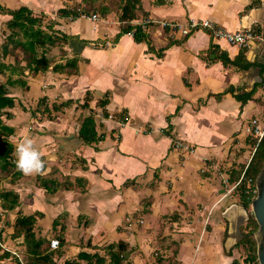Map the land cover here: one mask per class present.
<instances>
[{"label":"crops","instance_id":"0c3cea01","mask_svg":"<svg viewBox=\"0 0 264 264\" xmlns=\"http://www.w3.org/2000/svg\"><path fill=\"white\" fill-rule=\"evenodd\" d=\"M62 2L0 0L9 9L26 6L34 16L48 14L57 22L71 19L73 37L63 47L68 50L66 58L53 63L51 75L59 79L63 73L53 66L77 57L82 74L80 81L69 83L67 93L78 97L84 89L89 107L91 94L97 103L107 97V112H124L128 123L97 122L104 138L92 145L78 138L84 117L93 113L78 123L69 117L60 123L57 117L52 121L59 122L55 129H27L44 169L23 174V185L16 188L20 205L14 210L5 213L0 200V216L9 220L0 223L2 243L24 255V236H14L13 223L19 214H41L37 235L50 242L61 240L58 248H51L56 251L55 264L77 259L81 251L105 255L104 247L120 240L129 249L123 264H247L239 242L251 209L241 202L237 187L231 188L237 183L232 181L234 171L251 156L245 127L253 119L264 120V45L254 42L246 49V59L254 63L249 68L225 66L221 60H206L211 45L232 59L242 47L201 29L184 36L158 22H141L209 19L236 31L264 24V1L141 0L132 24L143 26L146 39L124 34L108 47L94 45L99 40L92 39L114 41L122 28L121 17L109 16L93 30L82 17H58ZM11 18L0 13V24L8 31L5 38L11 33L7 26ZM28 84L30 91L39 89L33 79ZM254 89L252 99L243 102ZM15 110L16 106L11 109ZM67 114L73 117L71 111ZM177 139L191 145L194 153L175 149ZM41 177L57 179L63 187L48 191ZM0 264L18 263L12 255ZM104 264H111L110 259Z\"/></svg>","mask_w":264,"mask_h":264},{"label":"trees","instance_id":"16d2710c","mask_svg":"<svg viewBox=\"0 0 264 264\" xmlns=\"http://www.w3.org/2000/svg\"><path fill=\"white\" fill-rule=\"evenodd\" d=\"M139 8H141V0H124L121 20L125 25L122 26L120 32L115 37L114 43H117L123 34L131 31L134 33L133 37L135 40L141 41L146 39L147 35L143 31V26L141 24H132V20L137 18V9ZM81 10L80 8L76 9L75 7L63 6L57 10V15L61 18L71 17L77 19L84 13L81 12ZM0 13L12 15V18L7 22V26L11 29V33L2 44V56L7 57L8 54L14 52L16 48H20L25 52L26 57H28L27 66L33 75L41 71H47L50 68L51 59L47 52L51 46H55L58 42L73 37L61 31H58L59 33L56 32L51 24L48 26L43 25L41 17L34 16L33 11L26 6H22L18 9H9L0 4ZM246 49L247 48H242L236 58L232 59L226 51H222L219 46L212 44L207 53L206 60L208 62L221 60L225 66L249 68L254 65V63L246 59ZM78 60L77 57H74L67 59L65 63H56L53 66V70L65 72L64 70L67 69L66 72H69V74H78ZM261 66L262 72L264 73V64ZM25 68V66L16 67L12 64H8L0 58V74H5L8 70L10 71L7 81H0V169H7L8 172L11 171L14 180L22 177L23 173L16 168L13 160L15 144L10 138L14 135L15 128L6 123L4 118L12 119L14 116L11 109L16 105V96L14 92L11 91L12 88L14 89L17 86H22L25 89H30L24 74ZM15 73L19 75L14 77ZM255 90L256 89L246 93L245 96L242 97V101L246 102L252 99ZM228 91H233V88H229ZM220 96L221 94L218 95V98ZM89 100V95H87L82 107H89ZM42 101H44V99ZM108 103L109 99L107 97L100 99L98 102V105L103 108V115L106 118L109 117V113L106 110ZM70 105L71 100H66L62 101L60 104H54L52 108L47 106L44 111L46 110V113L49 114V119H53L51 110L58 112L62 110L63 107H68ZM22 107L23 110L28 111L26 107ZM32 112L33 115L37 113L36 109ZM121 121L127 122V118L123 117ZM165 132L171 134L170 131ZM79 135L84 143L89 145L98 143L104 138V135L97 131V121L94 114L84 117ZM250 142L253 145L252 147L256 148L251 159L247 164L245 163L242 165L239 170L234 171L232 176V181H240L237 190L239 191L241 202L248 209H250L252 201L257 195V193H254V189L257 186L258 176L264 167V136L259 142H257L256 139ZM41 180L43 186H45L48 191L63 187V184L57 179H46L41 177ZM0 200L2 209H4L5 212H9L20 205V194L14 189H0ZM37 216L40 217L41 214H19L13 223V234L14 236H24L25 251L22 257L25 264H55L54 256L56 251L51 249V242L43 236H38L36 233ZM258 228L259 225L255 217L251 215L246 227H244V229H246V231L243 232L244 236L239 242L245 249V260L247 264H259L257 240L255 237V232ZM60 242L61 240L59 244ZM2 249L3 247L0 244V260L12 256V253L8 250H3V252H1ZM104 249L106 251L105 255H101L98 252L89 253L87 251H81L77 259L66 260V264H81L80 260L87 261V264H104L108 258L111 264H123L126 259H128V243L123 240L112 242L106 245ZM15 258L17 263L21 264L19 259L17 257Z\"/></svg>","mask_w":264,"mask_h":264},{"label":"rangeland","instance_id":"374dc122","mask_svg":"<svg viewBox=\"0 0 264 264\" xmlns=\"http://www.w3.org/2000/svg\"><path fill=\"white\" fill-rule=\"evenodd\" d=\"M62 5L67 6V7H75L82 9L81 12L83 15L81 17L84 19L85 24L92 25L91 27L93 30H97L99 25H103L106 22V19L111 16L112 18H115L117 20L119 17H121L122 13V5L124 3V0H62ZM92 14H97L96 19L94 20L92 17ZM42 19V24L45 26H48L49 24L53 25L54 30L56 32L61 31L63 33L71 34L72 28L70 27L71 19H65L64 21L66 22H57L55 19H50V15L48 14H41L39 15ZM59 17V16H58ZM60 23L61 26H56V24ZM63 23V24H62ZM69 23V24H68ZM125 25L124 22H121V26ZM50 30V29H49ZM8 33L7 30L0 24V58L1 60L5 61L8 64H12L16 67H26L25 70L28 73L24 74L25 76H28L30 78H26L27 81L29 79H33L35 83H37V87L39 89L37 90H28L23 88L22 86H17L14 89L12 88V92H14V95L16 98H20L24 101H16V112L14 113L15 117L14 119H9L7 120L8 124H12L15 129L16 133L14 137L10 138L14 144L19 142L22 138L27 136V131L32 130V131H40L41 129H44L45 127H50L52 129H55L57 127L54 121L57 119V117H61L60 123L63 121L69 120V118H72V123H78L81 122L83 117L89 113H93L95 116L96 121L99 123H105L107 120H114L117 121L121 124H127L128 122H122L121 118L123 117L124 112L118 113L117 111L114 112H109V117L105 118L103 115V109L98 105L97 101H94V94H91L93 99L90 101L91 106L88 108L82 107V103L85 101V96L86 93L84 89H82V93L77 94L79 95L78 97L74 94L67 93L69 90L68 88L71 87L69 85L70 82H77L80 81V75L82 74L79 71V76L75 77L74 74H69V72L66 73L62 72L63 75L59 76L57 79L55 76L53 77L50 72H52V65L59 59H64L66 58V53L68 50H65L63 47L69 44V39L68 40H62L58 42L55 46H51L48 50V56L51 59L50 63V68L47 71H41L38 74L33 75L30 69L27 66V58L25 55V52L22 51L19 48V51L12 52L7 57L2 56V42L6 39L5 35ZM59 33V32H58ZM108 34V33H106ZM92 40H99V41H107V40H100V39H92ZM109 40V39H108ZM112 41V40H109ZM90 44V43H89ZM98 46V45H97ZM111 45H105V46H99V47H108ZM16 53V55H15ZM19 73V72H18ZM10 74V71H6L5 74H0V81L1 82H6L8 75ZM56 74V73H54ZM19 74H14V77L18 76ZM75 77V78H74ZM73 79V80H72ZM55 89L56 91H54ZM59 92V94H58ZM16 93V94H15ZM65 93V94H64ZM71 98V104L68 107H63L62 110L56 112L51 110V113L53 114V119L51 121H46L48 118V113H46V107L52 108L54 104H60L62 101H65L66 99ZM44 99V101H42ZM23 103V104H22ZM26 107L28 111H24L23 113V107ZM36 109V114H32L33 110ZM73 114V117L68 116L67 113ZM81 112V114H79ZM67 114V115H66ZM66 115V116H65ZM69 117V118H68ZM6 119V118H4ZM66 119V120H65ZM50 120V119H49ZM43 121V122H42ZM47 125V126H46ZM77 125V124H76ZM136 126V125H133ZM47 128V129H48ZM149 126L147 125L145 127V130L148 129ZM28 129V130H27ZM167 131L164 129V133ZM162 132V131H161ZM34 132L32 133V135ZM250 135V141H254L255 138L253 134ZM251 144V142H250ZM253 145L251 144L250 151H251V156L253 153ZM251 156L249 157L248 160H250ZM13 160H15V157L13 155ZM22 177L14 180L13 175L11 174V171L8 172L7 169H0V189H16L21 187L22 184ZM23 185V184H22ZM17 190V189H16ZM20 190V189H19ZM18 191V190H17ZM19 192V191H18ZM20 193V192H19ZM251 209V207H250ZM11 212V211H10ZM6 213V212H5ZM14 213V211H12ZM254 216L252 211L250 212V216ZM3 220L0 221L1 224L5 223V221H8L7 216H0V218ZM4 221V222H3ZM247 229V228H246Z\"/></svg>","mask_w":264,"mask_h":264},{"label":"built area","instance_id":"2783aa9c","mask_svg":"<svg viewBox=\"0 0 264 264\" xmlns=\"http://www.w3.org/2000/svg\"><path fill=\"white\" fill-rule=\"evenodd\" d=\"M264 1V0H262ZM93 19L95 20L97 17V14H92ZM158 22L159 25L163 29H169L173 32H179L182 35L186 36L194 32L195 30H205L207 32H210L214 37L219 39H225L231 44L240 46L242 48H248L252 43H262L264 45V24H255L252 26H248L242 29H238L236 31L228 30L224 27L218 26L217 23H215L212 20L209 19H193L191 18L188 22L183 23L179 21H167V20H152V19H146L143 20L141 23L144 24H150ZM125 34L134 35L133 31L127 32ZM124 35V34H123ZM94 45L98 46H105V45H115L114 41H98V42H92ZM245 131L248 134H253L254 138L259 142L262 137L264 136V120H258L253 119L252 122L245 127ZM175 149H178L186 154H192L194 153V148L189 145L188 143L182 141V140H174L173 144ZM256 148L253 149V153ZM252 153V155H253ZM252 157V156H251ZM251 159V158H250ZM240 181H237L235 185L231 189H235ZM254 193L258 194V187L254 189ZM0 244L5 250H8L19 259L21 264H25L23 257L21 253H19L17 250L9 249L6 247L2 241L0 240ZM59 241L57 239H53L51 241V247L52 248H58Z\"/></svg>","mask_w":264,"mask_h":264},{"label":"clouds","instance_id":"9594fccd","mask_svg":"<svg viewBox=\"0 0 264 264\" xmlns=\"http://www.w3.org/2000/svg\"><path fill=\"white\" fill-rule=\"evenodd\" d=\"M13 155L16 168L25 175L39 174L44 169L41 153L30 137L26 136L15 144Z\"/></svg>","mask_w":264,"mask_h":264},{"label":"water","instance_id":"95a60500","mask_svg":"<svg viewBox=\"0 0 264 264\" xmlns=\"http://www.w3.org/2000/svg\"><path fill=\"white\" fill-rule=\"evenodd\" d=\"M81 139V138H78ZM258 194L253 199L251 211L259 225L255 232L259 264H264V167L257 179Z\"/></svg>","mask_w":264,"mask_h":264}]
</instances>
